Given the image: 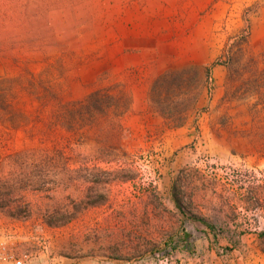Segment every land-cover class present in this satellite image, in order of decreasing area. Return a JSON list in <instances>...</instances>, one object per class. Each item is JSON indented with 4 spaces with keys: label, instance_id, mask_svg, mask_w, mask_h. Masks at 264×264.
<instances>
[{
    "label": "rangeland",
    "instance_id": "obj_1",
    "mask_svg": "<svg viewBox=\"0 0 264 264\" xmlns=\"http://www.w3.org/2000/svg\"><path fill=\"white\" fill-rule=\"evenodd\" d=\"M259 232L264 0H0V243L264 264Z\"/></svg>",
    "mask_w": 264,
    "mask_h": 264
},
{
    "label": "built area",
    "instance_id": "obj_2",
    "mask_svg": "<svg viewBox=\"0 0 264 264\" xmlns=\"http://www.w3.org/2000/svg\"><path fill=\"white\" fill-rule=\"evenodd\" d=\"M35 254L33 250H11L0 243V264H32Z\"/></svg>",
    "mask_w": 264,
    "mask_h": 264
},
{
    "label": "trees",
    "instance_id": "obj_3",
    "mask_svg": "<svg viewBox=\"0 0 264 264\" xmlns=\"http://www.w3.org/2000/svg\"><path fill=\"white\" fill-rule=\"evenodd\" d=\"M171 196L174 202V205L181 211V212H185V208L182 205L181 199L178 196L177 192H176V186L173 184L171 186ZM191 218H193L194 220L200 222L201 224H203L204 226H206L207 228L212 229L213 226L204 218L196 216V215H190ZM184 230V229H183ZM187 234V233H186ZM188 236V235H187ZM259 238L264 240V232H259L258 233ZM264 252V251H263Z\"/></svg>",
    "mask_w": 264,
    "mask_h": 264
}]
</instances>
